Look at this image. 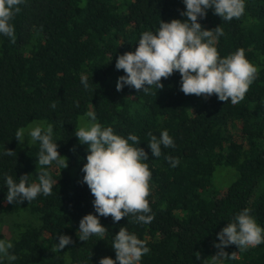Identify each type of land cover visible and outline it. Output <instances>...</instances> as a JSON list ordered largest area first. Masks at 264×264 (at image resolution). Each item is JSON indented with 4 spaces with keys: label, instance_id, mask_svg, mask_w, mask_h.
Segmentation results:
<instances>
[{
    "label": "trees",
    "instance_id": "1",
    "mask_svg": "<svg viewBox=\"0 0 264 264\" xmlns=\"http://www.w3.org/2000/svg\"><path fill=\"white\" fill-rule=\"evenodd\" d=\"M21 9L12 21L15 43L0 34V228H8L6 235L0 230V240L10 241V254L17 256L15 261L0 258V264L115 260L111 245L120 227L146 241L150 251L140 264H212L219 251L214 247L220 242L217 234L243 209H250L264 228V0H245L238 20L223 21L213 9L199 20L205 29L223 28L216 44L222 58L243 48L258 68L236 105L215 95L207 100L186 96L178 72L162 79L160 90L153 86L147 93L137 92L127 85L116 90L117 79L125 75L115 68L117 57L134 52L141 34L155 33L161 20H185L183 0H27ZM88 111L114 134L139 137V147L149 155L145 163L152 172L148 201L154 219L142 224L131 222V216L119 222L100 217L108 229L103 240L93 235L84 242L77 236L79 222L96 213L94 197L81 183L88 146L79 143L75 132ZM37 120L53 126V142L69 166H46L57 181L52 195L9 204L5 174L17 183L28 174V183H38L39 141L22 148L15 139L19 128ZM163 130L175 147L162 146L163 155L152 157L147 133L159 138ZM6 148L16 156L4 155ZM165 156L178 158V166L172 167ZM218 166L234 173L221 192L212 187ZM59 235L70 236L73 243L54 251ZM224 251L237 252L225 264H264V243L244 252L235 245Z\"/></svg>",
    "mask_w": 264,
    "mask_h": 264
},
{
    "label": "clouds",
    "instance_id": "2",
    "mask_svg": "<svg viewBox=\"0 0 264 264\" xmlns=\"http://www.w3.org/2000/svg\"><path fill=\"white\" fill-rule=\"evenodd\" d=\"M27 0H0V34L16 41L15 27L12 21L21 12V5ZM185 10L181 13L185 20H161L159 29L153 33L145 31L141 34L135 51L125 52L116 59L115 68L123 70L125 75L116 82V90L122 91L127 85L137 92H149L151 87L160 90L164 85L162 79L180 74V91L186 96L195 95L205 100L215 95L219 101H231L233 105L240 103L248 92L250 85L258 75V68L245 57V50L240 48L234 53L221 57L216 44L224 35L223 28L218 25L213 29H205L199 22L207 16V10L223 21L240 19L245 12V0H183ZM84 87H89L88 78L82 77ZM53 102L51 107L56 108ZM77 106H79L77 104ZM89 122L80 126L75 136L82 145L88 146L86 163L81 171L84 173L81 183L86 184L94 197L93 207L96 214H86L79 222L77 236L86 242L90 236H98L103 240L108 229L101 224L100 217H112L119 222L131 216V222L150 224L154 219L148 197L151 194L150 180L152 172L145 163L149 159L144 148L139 147L140 139L135 134L127 138L114 134L112 127L103 128L96 122L95 112L88 111ZM26 129L21 127L15 132V139L23 144ZM31 141H39L40 149L37 158L38 183H28V174L19 177L17 183L11 175L5 174L6 201H33L38 194L52 195V178L48 167L53 162L66 169L68 160L61 156L57 142H53V126H35L27 130ZM148 148L151 156L159 158L163 148H174L175 143L167 130H163L157 138L151 132ZM129 141L132 144H129ZM4 155L16 156V152L6 148ZM172 167L179 164L178 158L164 157ZM248 208L239 212L234 220L228 223L218 234L219 243H214L219 251L211 257L212 264H225L228 259H235L237 252L230 255L224 249L235 245L240 252L264 243V228L260 227ZM68 235H59L54 251H61L72 244ZM116 258L102 257L99 264H140L143 255L150 250L146 241L137 238L126 227H120L112 243ZM13 244L0 240V258L15 261L17 256L10 254ZM200 258V254H197Z\"/></svg>",
    "mask_w": 264,
    "mask_h": 264
},
{
    "label": "rangeland",
    "instance_id": "3",
    "mask_svg": "<svg viewBox=\"0 0 264 264\" xmlns=\"http://www.w3.org/2000/svg\"><path fill=\"white\" fill-rule=\"evenodd\" d=\"M89 120L90 119L87 116L80 117L78 119V127L88 123ZM37 125L45 127V128L47 127V123L44 120L33 121L27 127H25L26 129L25 140H24V143L21 144L22 148H25V147H28L34 144L35 141H31V139L28 137L27 130ZM233 179H234V173L232 169L225 167V166H218L214 173L212 187L217 188V190H220L221 192L224 190V188H226L233 181ZM5 219L8 220L9 218L6 217L4 218V220ZM0 230H1V233L4 235H6V233L8 232V228L6 226H2Z\"/></svg>",
    "mask_w": 264,
    "mask_h": 264
}]
</instances>
